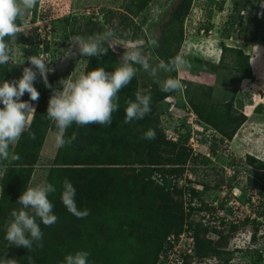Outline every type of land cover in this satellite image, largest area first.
I'll list each match as a JSON object with an SVG mask.
<instances>
[{
	"label": "rangeland",
	"instance_id": "374dc122",
	"mask_svg": "<svg viewBox=\"0 0 264 264\" xmlns=\"http://www.w3.org/2000/svg\"><path fill=\"white\" fill-rule=\"evenodd\" d=\"M178 1L150 0L142 13L133 17L125 12L129 0H39L37 7L24 15L28 34L21 33L16 42H10L12 53L7 64L10 75L8 81L19 79L23 68L30 67L24 55L27 51L34 50L44 57L50 62V68L62 60L69 48L68 41L77 35L87 38L112 31L115 48L111 49V57L116 68L122 62L120 57L124 47L138 42L146 46L145 54L151 53L150 63L156 65L161 60L167 62L174 57L172 39L182 33L177 54L183 55L190 67L179 73H160L161 80L171 76L179 79L183 87L172 98L157 102L154 114L159 117L165 136L166 132L172 133L179 144L184 143L181 145L190 150V158L197 156L196 161L189 159L185 164L183 170L190 171H184L183 175L190 176L193 182L198 194L196 204L203 202L209 208V214L214 212L222 220L218 235L219 239L220 235L223 236L224 241L217 240L214 233L209 231L203 238L210 247L223 252V255H210L196 260L195 264H253L257 260L264 264V171L254 169L247 162V156H250L264 163V7H261L264 0H189L186 17L183 20H170L168 13ZM258 2L260 5H257ZM253 10H256V14ZM241 16L242 21L239 18ZM108 17L116 29L103 25ZM252 18L256 22L250 25ZM89 22L93 24L91 27L87 25ZM244 28L256 31L254 42H246L245 36L249 32L245 33ZM151 39L157 40V47H147ZM40 40L48 45L47 53L39 49ZM222 44L241 49L248 56L251 68L249 79L242 80L235 74L232 69L234 57L229 52L221 54ZM221 55L224 56L225 68L217 66ZM88 59L78 54L65 73L49 75L51 88L45 87L37 74L34 87L40 93L39 98L46 94L45 104L48 105L52 89L59 87L58 82L68 76L75 79L85 71ZM202 61L208 65L200 66ZM21 62L23 64H18ZM136 67L139 69V66ZM134 78L137 92H163L160 85L142 69L138 70ZM209 89L211 95L205 98L209 103L224 104L233 98L235 110L247 118L231 141H226L199 122L187 104V94L207 92ZM27 101L36 107L37 101H30V97ZM0 107L3 105L0 104ZM32 116L33 113L30 120ZM48 133L28 187L45 183L57 149L55 134ZM15 145H10L8 159H0V193L1 180L12 159ZM175 184L184 186L183 178L175 181ZM11 187L15 188L9 184L8 188ZM143 187L138 193L140 198L144 194ZM186 199V195L181 196L182 206ZM214 205H218V211L213 210ZM14 207L15 210L21 208L17 200ZM199 216V213L192 214L197 226L202 225ZM227 218L237 222L227 228L224 223ZM21 248L8 245L3 238L0 242V261H16ZM227 258L229 261L225 262Z\"/></svg>",
	"mask_w": 264,
	"mask_h": 264
},
{
	"label": "trees",
	"instance_id": "16d2710c",
	"mask_svg": "<svg viewBox=\"0 0 264 264\" xmlns=\"http://www.w3.org/2000/svg\"><path fill=\"white\" fill-rule=\"evenodd\" d=\"M149 2L150 0H129L125 12L137 17ZM219 5L221 7L222 4ZM257 5H260V2ZM189 7V0H179L169 19L183 20ZM253 11L256 14V10ZM239 18L243 20L242 16ZM255 22V18L249 21L250 25ZM87 25L91 27L93 24L89 22ZM103 25L116 29V26L111 24L110 17L105 19ZM247 31L244 28V32ZM248 32V36H245L246 42L252 43L256 31ZM181 40L182 33L172 39L174 56L179 51ZM48 51V45L44 43L43 52ZM220 51L221 54L229 52L233 55L235 62L232 63V69L240 79L250 78L249 58L241 49L222 44ZM111 54L109 49L108 53L101 55L99 59L89 57L84 73L93 68L114 71L115 62L112 61ZM24 55L27 59L38 53L29 50ZM223 57L220 56L217 65L219 68H225ZM26 63L31 66L29 61ZM199 65L205 67L208 64L202 61ZM211 68L215 70L214 66ZM9 76L7 64L0 66V81L9 80ZM136 84L133 78L130 84L118 93L119 108L113 113L110 126L92 124L78 127L73 124L67 129L66 137L75 133L76 139L70 146L57 147L45 180V183L56 187V192L50 194L49 199L54 205L53 214L57 216V222L46 227L38 220L44 234L43 248L34 246V250L28 251L22 247L15 264H63L65 255L76 251L89 253L88 264H158L161 257L166 258L170 250L166 237L170 234L178 236L183 231L186 219L193 213L209 211L203 202L196 204L198 194L190 186L192 180H187L188 187L180 189L175 184V181L185 176L184 171H190L183 170L185 164L189 159L196 161L197 156L190 158L191 152L183 146L184 143L181 145L178 141L166 140L167 136L163 134L159 117L154 114V105L172 98L175 92L144 93L151 96L150 111L142 119L125 123L126 102L135 100ZM210 95L211 89L207 92H193L187 94L186 101L199 122L226 141H231L247 118L235 110L233 98L224 104H213L205 99ZM28 97L25 93L21 99L27 101ZM45 101L46 94H43L36 103L30 123V130L35 133L36 139H30L27 131L22 134L12 154L19 158L11 159L1 180L0 242L5 238L4 225L10 219L11 211L15 210V200L18 201L19 196L28 187L47 133H56L54 123L47 118ZM149 129L155 131V139L142 138ZM247 162L254 169L264 171L263 162L250 156H247ZM65 179L69 180L76 190L77 208L89 211L87 217L78 219L62 204L60 194ZM9 184L15 188H8ZM141 186H144L142 198L138 195ZM184 195L187 199L183 208L181 196ZM174 198L177 200L173 201ZM210 208L212 209L211 206ZM206 232L207 229L195 226L196 260L205 259L210 255H223V252L210 247L211 245L204 241ZM219 240L224 241L225 238L220 235ZM181 257L183 264H190L191 258L182 255ZM224 261L228 262L229 258ZM260 263L261 260L253 262Z\"/></svg>",
	"mask_w": 264,
	"mask_h": 264
},
{
	"label": "clouds",
	"instance_id": "9594fccd",
	"mask_svg": "<svg viewBox=\"0 0 264 264\" xmlns=\"http://www.w3.org/2000/svg\"><path fill=\"white\" fill-rule=\"evenodd\" d=\"M38 2L39 0H0V66L8 64L11 60L10 42H16L21 33L28 34L24 15L37 7ZM261 7H264V3ZM113 35L112 31H108L95 37L74 36L68 41L69 48L64 57L75 52L80 56L99 59L101 55H106L109 49L115 48L112 43ZM157 46L156 39L148 41L147 47ZM145 52L146 46L142 42L130 44L124 47L120 57L122 62L114 71L93 68L86 73L81 72L75 79L68 76L58 82L59 87L52 89L46 111L47 118L56 128L55 144L58 148L70 146L75 141V133L66 137L67 129L73 124L78 127L92 124L110 126L113 113L119 108L118 93L130 84L139 69L149 73L163 92H176L183 87L177 78H160L161 72L179 73L189 68L190 65L183 55L177 54L167 62L161 60L153 65L150 63L151 53ZM26 60L31 66L23 68L19 79L0 81V104L3 105L0 107V159L9 158L10 145L16 144L25 131L30 139H36L35 133L30 130V116L35 113V108L32 103L22 100L21 97L27 93L30 101L39 100L40 93L34 87L37 74L42 78L45 87H52L48 82V73L52 71L48 67L50 62L38 55L30 56ZM136 66H139V69ZM150 103L151 96L138 91L134 101L126 102L124 122L142 119L150 111ZM155 135V131L149 129L142 138L151 140L155 139ZM75 191L72 183L65 179L60 199L71 214L82 219L89 215V211L77 208ZM55 192L56 187L50 183L31 186L22 192L18 198L21 208L11 211L10 219L4 225L8 245L24 247L28 251L34 250V246L43 248L44 234L40 223L47 227L55 224L58 219L53 214L54 205L49 199V195ZM88 256L86 251L69 253L65 255L63 264H88ZM29 259L31 260V257ZM0 264H15V260L4 259Z\"/></svg>",
	"mask_w": 264,
	"mask_h": 264
},
{
	"label": "built area",
	"instance_id": "2783aa9c",
	"mask_svg": "<svg viewBox=\"0 0 264 264\" xmlns=\"http://www.w3.org/2000/svg\"><path fill=\"white\" fill-rule=\"evenodd\" d=\"M44 43L45 42L43 40L42 41L40 40V43L38 45L40 50H43ZM166 136L169 140L173 142L177 141L172 133L167 134L166 132ZM187 180H191V178L190 176L185 175L183 177L184 186L176 185L177 188L180 189V188L188 187ZM213 207L215 208L214 211H218V205L217 206L214 205ZM186 212H188L187 209ZM199 215L200 216L198 217V220L202 222V225H199V227L203 229H207V232L209 231L214 233L213 236L216 237V239L218 240L219 235L217 232H219L221 228L222 220H220L214 212L209 214L208 212L203 211L199 213ZM235 222H237L235 219H229V218H227L224 221V223L227 225V228H230V226H232L231 224H234ZM216 223L218 226L216 225ZM214 224L216 227L214 226ZM195 226H197V224L193 220L192 216H190L188 219H186L183 227V231L178 236H175L174 234H170L166 237V244L170 250L168 249L169 252L166 258L161 257L158 264H183L181 255L186 256L189 259L191 258L190 264L197 263L196 259L194 258L195 255L194 250L196 245L194 238ZM214 230H216L217 232Z\"/></svg>",
	"mask_w": 264,
	"mask_h": 264
},
{
	"label": "water",
	"instance_id": "95a60500",
	"mask_svg": "<svg viewBox=\"0 0 264 264\" xmlns=\"http://www.w3.org/2000/svg\"><path fill=\"white\" fill-rule=\"evenodd\" d=\"M77 57H78V53L75 52L70 56L63 57L60 62L50 67L52 71L48 73V76L53 74L61 75L65 73L67 69L71 66V64L76 61Z\"/></svg>",
	"mask_w": 264,
	"mask_h": 264
},
{
	"label": "flooded vegetation",
	"instance_id": "af4514ba",
	"mask_svg": "<svg viewBox=\"0 0 264 264\" xmlns=\"http://www.w3.org/2000/svg\"><path fill=\"white\" fill-rule=\"evenodd\" d=\"M176 4V3H175ZM175 7V6H174ZM173 8V7H172ZM172 8L170 9L169 13H168V17H170L171 12H172ZM174 9V8H173ZM191 187L193 186V183L190 185ZM193 188V187H192Z\"/></svg>",
	"mask_w": 264,
	"mask_h": 264
},
{
	"label": "crops",
	"instance_id": "0c3cea01",
	"mask_svg": "<svg viewBox=\"0 0 264 264\" xmlns=\"http://www.w3.org/2000/svg\"><path fill=\"white\" fill-rule=\"evenodd\" d=\"M48 134H51V133H48ZM53 134H55V133H53ZM51 145H52V147H54V146H53L54 144H51ZM56 148H57V147H56Z\"/></svg>",
	"mask_w": 264,
	"mask_h": 264
},
{
	"label": "bare ground",
	"instance_id": "6f19581e",
	"mask_svg": "<svg viewBox=\"0 0 264 264\" xmlns=\"http://www.w3.org/2000/svg\"><path fill=\"white\" fill-rule=\"evenodd\" d=\"M239 194V193H238Z\"/></svg>",
	"mask_w": 264,
	"mask_h": 264
}]
</instances>
